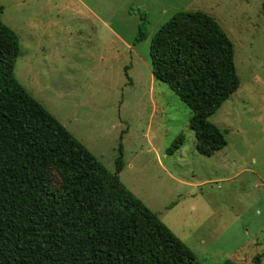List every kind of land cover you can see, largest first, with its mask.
Segmentation results:
<instances>
[{
    "label": "rangeland",
    "instance_id": "obj_1",
    "mask_svg": "<svg viewBox=\"0 0 264 264\" xmlns=\"http://www.w3.org/2000/svg\"><path fill=\"white\" fill-rule=\"evenodd\" d=\"M12 73L203 264H264L262 0H0ZM178 10L212 16L239 85L208 120L225 145L196 152L190 110L150 72L148 42ZM139 11L145 37L135 40ZM180 137V141H176Z\"/></svg>",
    "mask_w": 264,
    "mask_h": 264
},
{
    "label": "trees",
    "instance_id": "obj_2",
    "mask_svg": "<svg viewBox=\"0 0 264 264\" xmlns=\"http://www.w3.org/2000/svg\"><path fill=\"white\" fill-rule=\"evenodd\" d=\"M145 23L139 11L135 40ZM17 50L0 20V264H203L121 183L120 143L110 171L21 86ZM148 57L153 78L190 110L196 152L222 148L226 130L208 116L239 79L216 20L176 11L150 36Z\"/></svg>",
    "mask_w": 264,
    "mask_h": 264
}]
</instances>
